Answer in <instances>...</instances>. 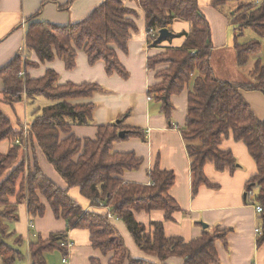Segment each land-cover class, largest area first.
Returning <instances> with one entry per match:
<instances>
[{"label":"trees","instance_id":"16d2710c","mask_svg":"<svg viewBox=\"0 0 264 264\" xmlns=\"http://www.w3.org/2000/svg\"><path fill=\"white\" fill-rule=\"evenodd\" d=\"M227 0H213L220 8ZM146 15L148 28H171L177 20L191 24V31L177 32L174 38L185 37L182 46H168L165 51L148 59V69L156 71L160 81L149 87V97L163 102L162 110L172 113L170 96L179 94L188 85V116L182 134L191 157L193 191L201 184L213 185L205 173V165L212 161L220 171H234L237 159L231 149H222L224 138L245 142L249 154L257 164L258 172L248 181L254 203L262 206L261 235L258 244H264V120L259 119L245 99L244 91L258 90L264 94V61L258 57L251 71L252 80L231 82L215 76L211 65L213 42L211 24L200 9L199 0H139ZM231 15L235 30L234 49L240 66L246 65L253 55L262 50L260 39L241 43L239 37L252 28L258 37H264V1L260 3L240 1ZM139 11L130 8L125 0H104L84 20L68 25H54L48 21H31L25 36L26 49L35 51L39 61L24 54L0 69L3 90L0 91V142H12L7 153L0 152V257L4 264L21 260L23 253L10 244V225L20 218V203H25L31 216H44L47 203L57 218L67 220L69 228H86L91 233L92 247L109 256L107 264H171L169 257L184 259L183 264H213L219 261L215 241L226 237L227 229L205 232L198 239L186 241L184 237L167 236L164 222L153 220L149 226L138 221L135 212L164 211L166 220L180 205L170 194L176 174L161 169L156 164L150 171V184L126 181L127 170H137L143 158L133 152L114 150V143L129 136L140 135L138 128L125 129L122 119L98 126L97 138H80L72 132L74 125H89L93 119L94 104H72L68 99L91 96L101 89L96 83H58V73L47 69L43 77L34 78L28 68L40 63L62 58L68 69L76 66L78 50H83L91 63L105 61L109 74L118 73L129 78V71L122 64L117 49L128 50L133 30H137ZM174 38L163 39L174 40ZM163 41H154L158 46ZM162 65V66H160ZM160 66V67H159ZM44 96L54 103L35 113L28 125V135L14 128L12 120L1 109L3 101L17 102ZM126 130L124 136H119ZM19 141V143H17ZM33 142V143H32ZM40 146L68 187L62 188L40 167L35 151ZM214 186V185H213ZM80 189L89 199L90 207L78 203L70 194V188ZM125 221L137 246L160 262L131 256L123 236L109 217ZM67 233H52L48 239L40 236L29 245L32 264H50L45 253L59 249ZM21 241V238H19ZM18 243V242H15ZM91 264H103L92 257Z\"/></svg>","mask_w":264,"mask_h":264},{"label":"crops","instance_id":"0c3cea01","mask_svg":"<svg viewBox=\"0 0 264 264\" xmlns=\"http://www.w3.org/2000/svg\"><path fill=\"white\" fill-rule=\"evenodd\" d=\"M104 0H0V69L9 63L17 54H24L28 58L39 61L35 51L26 49L25 36L31 21H48L54 25L74 24L86 19L92 11ZM240 1L260 3L264 0H227L224 6L217 8L213 0H199L200 9L211 24V38L213 42L211 65L215 76L221 80L234 83L252 80L251 71L255 60L261 57L264 61V37H258L256 32L247 34L248 43L253 39H260L262 50L253 55V62L240 66L237 64L234 45L235 30L231 23V15ZM130 8L140 11L136 18L137 30H133L125 52L117 49V55L129 71V78H123L118 73L109 74L105 61L91 63L89 56L78 50L76 66L66 67L60 57L37 67L28 68L27 73L34 78L46 75L47 69L58 73V83L74 84L96 83L101 89L94 91L91 96L68 99L72 104H94L93 119L89 125H74L72 132L80 138H97L98 126L118 122L122 119L125 129L140 130V135L129 136L114 143V150L119 152H133L136 157L143 158L142 165L137 170H127L123 178L126 181L149 185L150 171L159 164L161 169L172 170L176 174L175 182L170 194L180 205L175 211L173 219L166 220L165 212L138 211L135 217L138 221L149 226L153 220L163 221L167 236L184 237L186 241L198 239L205 232L212 234L217 229H227L224 239L215 241L219 261L213 264H264V244H258L257 239L262 230L261 213L256 211L257 202L247 189L248 181L258 172L257 164L244 141L234 140L232 136L224 138L222 149H231L237 159L234 171L215 168L212 161L205 165V173L213 185L201 184L196 194L193 191V174L191 171V157L188 155L187 143L182 134L188 116L191 84L179 94L170 96L172 103L171 115L162 110L163 102L149 97V87L160 81L156 71L148 69V59L165 51L168 46H182L185 37L165 40L158 46H149L148 25L146 15L142 11L139 0H125ZM249 29V30H250ZM177 32H190L191 24L177 20L170 28ZM248 30V29H246ZM245 30V31H246ZM244 31V33H245ZM251 65V66H250ZM162 66V65H160ZM159 66V67H160ZM251 78V80H250ZM0 79V91L3 88ZM243 95L255 111L259 119L264 120V94L258 90L244 91ZM39 97V96H38ZM35 97L17 102L3 101L1 109L11 118L14 128L29 125L35 113H40L44 103L38 104ZM51 100V99H50ZM54 103V102H53ZM33 143V142H32ZM12 142L8 139L0 142V152L7 153ZM37 160L43 172L50 176L63 189L68 183L47 160L42 148L35 144ZM70 194L84 207H90V201L83 196L80 189L70 188ZM44 216L33 217L25 203H20V218L17 223L10 225V237H15L13 245L23 253L21 260L14 264H32L29 245L42 236L48 239L52 233H67L73 242L68 258L64 261V252L59 249L45 253V259L50 264H91L92 257L100 258L103 264L108 263L109 256H104L98 248L92 247L91 233L86 228H69L66 219L57 218L52 207L47 203ZM123 236L129 251L134 258H144L152 262H160L156 255L146 253L137 246L125 221L109 216ZM205 225H207L205 227ZM21 238V241L20 239ZM18 242V243H15ZM11 244V242H9ZM68 251V250H67ZM183 264L184 259L177 256L169 257L168 263ZM0 264H4L0 257Z\"/></svg>","mask_w":264,"mask_h":264},{"label":"built area","instance_id":"2783aa9c","mask_svg":"<svg viewBox=\"0 0 264 264\" xmlns=\"http://www.w3.org/2000/svg\"><path fill=\"white\" fill-rule=\"evenodd\" d=\"M158 34H159V30L151 27L148 29V40H149V46L155 41V39L158 37ZM28 128L29 126L28 125H24L23 126V131L25 132L26 136L28 135ZM17 143H19V141H17ZM250 195H252V192H250ZM256 211L258 213H260L262 211V206L260 204H257L256 205ZM109 216H111V214H109ZM257 232H261V229H257ZM62 246L64 248H67V252L66 254L64 255V261L66 262L67 258H68V254H69V251L71 249V247L73 246V242L69 239V237L67 236L66 238V241L62 242Z\"/></svg>","mask_w":264,"mask_h":264},{"label":"water","instance_id":"95a60500","mask_svg":"<svg viewBox=\"0 0 264 264\" xmlns=\"http://www.w3.org/2000/svg\"><path fill=\"white\" fill-rule=\"evenodd\" d=\"M175 36V33L170 30L169 27H162V29L159 30V34L158 37L155 39L158 42L163 41V39H169V38H173ZM127 133L126 130H121V132L119 133V136H124ZM207 225H205L206 227Z\"/></svg>","mask_w":264,"mask_h":264},{"label":"rangeland","instance_id":"374dc122","mask_svg":"<svg viewBox=\"0 0 264 264\" xmlns=\"http://www.w3.org/2000/svg\"><path fill=\"white\" fill-rule=\"evenodd\" d=\"M140 11H139V15H140ZM138 15V16H139ZM138 18V17H137ZM251 34V33H254L251 29L249 30H246L245 31V33H244V35H243V38L241 39V41H247V39H249V38H247L246 36H247V34ZM251 62H253V60H252V57H251V61H250V63ZM251 66V65H250ZM250 80H251V78H250ZM37 98H39L38 100H37V103L38 104H41V103H44L43 105H47V103H49V102H51V103H53L54 101H52V100H50L49 98H46V97H44V96H37ZM47 101H49V102H47ZM14 239H15V237H12V239H8V241L9 242H11V244L13 243V241H14ZM11 240H13V241H11Z\"/></svg>","mask_w":264,"mask_h":264}]
</instances>
